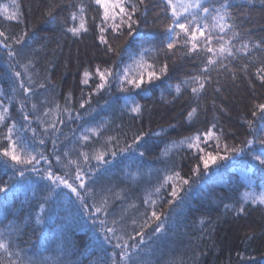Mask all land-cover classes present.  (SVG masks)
<instances>
[{
    "label": "trees",
    "instance_id": "obj_1",
    "mask_svg": "<svg viewBox=\"0 0 264 264\" xmlns=\"http://www.w3.org/2000/svg\"><path fill=\"white\" fill-rule=\"evenodd\" d=\"M201 2L211 12L228 3L227 22L233 25L213 45L231 40L235 55L209 65L207 73L202 69L212 54H185L183 33L168 49L173 17L165 0H131L136 23L107 28V44L100 41L103 9L94 0H0V31L11 45H0V186L7 188L0 192V241L8 245L7 253L0 250V264H125L118 243L127 245V264H264V205L243 200L245 192H264V165L254 159L264 153V113L256 108L264 103V82L257 76L264 67V0ZM81 6L88 31L73 36L66 29L78 26L71 14L79 17ZM194 11L196 22L211 27V15ZM14 12L17 18L8 20ZM243 44L248 48L242 52ZM164 64L168 71L161 74ZM147 65L160 79L148 82ZM98 67L111 72L99 90ZM125 70L130 77L144 73L140 89L123 79ZM85 71L91 73L87 84ZM194 76L208 77L199 96L187 85L177 95L175 85ZM20 80L31 92L19 87ZM133 103L141 106L139 115L130 111ZM193 107L197 112L189 121ZM13 124L17 150L35 156L32 164L3 155L11 147L6 132ZM209 130L220 147L215 138L200 147L229 159L205 171L204 153L181 142ZM224 144L243 152H225ZM78 170L83 204L46 178L51 171L78 186ZM241 206L245 211L238 214ZM161 223L163 231H155Z\"/></svg>",
    "mask_w": 264,
    "mask_h": 264
},
{
    "label": "snow or ice",
    "instance_id": "obj_2",
    "mask_svg": "<svg viewBox=\"0 0 264 264\" xmlns=\"http://www.w3.org/2000/svg\"><path fill=\"white\" fill-rule=\"evenodd\" d=\"M95 4L99 5L100 8L103 9V17H102V23L104 26L101 27V35H100V41L101 43L107 44L108 41L105 39L103 33L107 30V28H112L113 31L118 30L122 25H127L129 29L133 27V25L136 23V21L133 20V15L136 12V5L134 3H131V0H128V6L125 5L123 0H94ZM140 3H143V0H140ZM165 4L168 8L171 9V14H172V21L171 24L169 25L168 31L172 34V38L169 40L167 47L168 49H172L176 46V42L179 39L181 33L184 35V48L186 49V53H193L199 51H203L205 53H211L212 55L210 57H206V65L202 69L204 73H207L209 71L208 66L209 65H214L217 64L218 61L221 60L223 57L224 59H227L228 57L234 56L235 53L233 52V48L230 46L231 45V40L224 41V43H219L218 47L213 45V39H216L218 42L223 39L220 33H224L228 29H232L233 25L229 24L227 21L230 18V13L227 11L229 8L228 3H224L221 9H216L214 12H211L210 9L207 6H204L201 2V0H165ZM18 7V6H17ZM130 8V10H129ZM117 9L119 10L117 12ZM200 10L203 13L207 15H211L214 23L209 26L208 23L200 24L196 22V13L194 10ZM7 6H4L3 12H7ZM80 14L79 17L77 16L76 13L71 14V20L73 22L77 21L79 19V24L78 26H72L68 27L66 30L70 33H72L73 36H79L82 32H87L88 28L86 26L87 22L84 16L85 9L83 6L80 7L79 10ZM187 13L185 16L184 14ZM2 14V13H0ZM184 17L181 19V17ZM119 17V22H117V18ZM8 20H13L17 18V13H13L12 15H9L6 17ZM54 19V18H53ZM191 21V22H190ZM179 29V31H176ZM218 30L217 34L214 36L213 31ZM207 33V35H205ZM23 35H27V33H24ZM23 35L19 36L16 38L15 42L16 43H23ZM233 37L238 35V33L233 32L232 33ZM0 37H3L4 39L0 40V45H3L5 48H11V45L8 44L6 41L9 39L3 31H0ZM256 47H261V45L257 44ZM248 48L247 44H243L241 48L239 49L240 51H245ZM109 50H111V47L109 46ZM8 55L14 56L15 52L9 51ZM222 62V61H221ZM148 71H147V80L149 83H151L154 79H160V76L157 75L156 69L153 65H147ZM25 73L28 72V66H24ZM161 74H164L168 71V66L167 64H164L160 67L159 69ZM97 74L99 75V79L101 81L100 84L97 85V90L103 89L106 83V76L111 75V72L108 71L107 69L101 71L99 67L96 69ZM16 77H20L21 73L16 72L15 73ZM91 76V73L88 71L84 72V80L82 81L84 84L88 83V80ZM257 76L261 80V82H264V67H261L257 71ZM123 79L127 81L132 87L140 89L141 86L144 84V73L141 72L139 73L136 77H130L128 75L127 70L124 72ZM208 77L207 76H194L191 77L190 80H185L182 81L180 84L175 85V92L177 95L181 93L182 90V85H187L191 88V92L195 96H199V94L204 90L205 88V83L207 81ZM28 80L31 82L32 77L29 75ZM41 87L44 85L41 84ZM19 87L24 89L26 93L31 92V89L27 87L24 83L23 80H20L19 82ZM83 107V105H81ZM35 108V105H33ZM256 108L259 110L260 113H264V103L257 104ZM7 109H5L6 111ZM23 110V108L21 109ZM130 111L134 112L136 114L141 113V106L139 104L133 103V105L130 107ZM197 112V109L193 107L190 112L187 113V118L189 121L193 119ZM253 115H257V113L254 111ZM27 117L25 116V119ZM262 120H264V116L260 117ZM4 113L0 112V124L4 123ZM251 123V122H249ZM52 127L54 128L55 125L53 124ZM215 127V125H213ZM15 128V124H13L11 127H7V132H6V138L10 142L11 147L10 148H5L3 151V155L5 157L10 158L12 161L15 162V164H32L33 161L36 160V157L31 155V153H28L26 148L21 147V150L18 152L17 150V142L16 140L13 139V129ZM93 134L99 135V132L97 129H91ZM33 134H35L33 130ZM210 138H215L217 143L215 147L218 149L220 147L219 144V136H217L214 132L209 130L206 133L203 134H197L192 137L186 138L184 141L181 143H186L189 148H196L199 152L204 153L200 157V160L203 164V168L205 171L208 170L209 166L212 164H215L218 159L221 160H227L229 159L228 155L224 156H219L218 154L214 155L212 152H206L203 148L200 147L201 143H207L208 139ZM83 140H88L89 137L87 135H84L82 137ZM139 139V138H138ZM137 142V141H134ZM41 143L43 141L41 140ZM249 144L252 143V141L248 142ZM260 143L264 144V138L260 139ZM224 151L229 152L231 151L232 153L240 154L243 152V149H238V148H232L229 150L228 145L224 144L223 145ZM85 159H87V154L85 153ZM115 155V153H113ZM141 156L144 155L143 152L140 153ZM98 161H102L104 159L103 153L98 154L95 157ZM46 159V158H45ZM254 159L259 161L261 165H264V153H261L259 155H255ZM57 161L59 162V157H57ZM33 170H37L35 168V165H33ZM19 172L20 176L24 175V170L23 169H17ZM193 171L199 175L200 174V166L197 165ZM176 176H179V173H176ZM46 178L52 182V184L55 187H59L60 185H64L66 188H69L73 193L76 194L77 199L81 201L83 204V197L81 196V193L78 191L79 188H83L84 182H83V177L78 170L76 172V179L80 180L81 183L78 186H73V184L69 183L67 180H65L61 176H57L51 171L47 172ZM167 179L171 180L172 177H168ZM184 184H188V180H183ZM54 190V189H53ZM159 189H157L158 191ZM7 188L0 186V192H6ZM178 189L174 188L171 192V195L173 197H177L178 195ZM243 200L245 203L248 201H251V203L256 204H262L264 205V192H261L259 195H256L255 193H249L245 192L243 196ZM227 207V206H226ZM43 211V208L41 209V212ZM97 212L101 211L100 208L96 209ZM245 211L244 207L241 206L238 208L237 213H243ZM152 217L155 218L157 221L160 220V216L157 215L156 211H153L151 213ZM37 222H40V217H37ZM95 223V221H93ZM103 223V222H101ZM109 232L114 233L113 228L107 229ZM157 232H162L163 231V224H158L156 230ZM141 237H143V232L139 233ZM105 239L107 240L108 237L105 236ZM116 247L122 249V259L125 261V264H127L128 260L130 259V254L127 252H124L123 249L127 247L126 244L121 245L117 244ZM0 250H3L4 252H8V245L0 241ZM10 254V253H9Z\"/></svg>",
    "mask_w": 264,
    "mask_h": 264
}]
</instances>
